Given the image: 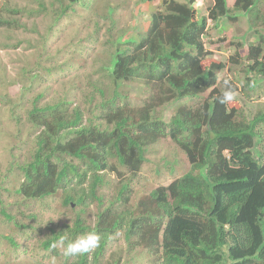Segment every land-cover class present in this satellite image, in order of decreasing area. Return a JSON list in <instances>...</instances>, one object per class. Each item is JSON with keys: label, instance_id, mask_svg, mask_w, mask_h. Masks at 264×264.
<instances>
[{"label": "trees", "instance_id": "16d2710c", "mask_svg": "<svg viewBox=\"0 0 264 264\" xmlns=\"http://www.w3.org/2000/svg\"><path fill=\"white\" fill-rule=\"evenodd\" d=\"M11 1L0 4V50L19 48L22 40L12 45L9 39L36 17L49 19L38 33V53L46 50L47 39L64 19H79L81 29L93 26L83 36L87 48L98 43L100 17L110 21L106 27L112 36L101 65L85 78L79 72L70 74L79 59L57 50L50 63L47 57V63L31 61L28 79H17L22 99L10 106L9 116L16 128L22 125V131L33 135L18 151L22 163L13 164L16 185L4 192L23 201L58 197L61 209L70 211L69 219L63 212L62 220L47 222L40 248L53 258L62 257L61 264H100L109 238L120 233L128 251L145 252L150 264H264V113L245 120L228 103H219L227 79L218 87L217 73L225 65L202 66L212 55L203 40L207 21L230 17L225 0H212L201 18L194 0H162L155 9L154 0H137L140 4L125 14L127 23L119 9L131 0H91L85 9L79 6L81 0H34L36 7L24 5L26 9ZM258 4L236 0L233 11H246L249 27L258 35L257 43L244 48V71L264 81V15ZM81 41L77 49L87 50ZM232 61L240 64L239 57ZM51 73L65 76L58 81L60 91L42 103L45 94L37 92L26 106L23 95L30 84L44 82ZM133 81L152 92L140 107L127 103L122 90ZM230 83L237 92L236 83ZM249 86L258 96L263 94L261 82ZM207 91L195 107L177 105L168 122L156 113ZM167 137L185 155L188 171L130 202V182L145 162L147 149ZM256 142L261 146L255 158L251 150ZM7 168L5 173H11L12 167ZM107 175L116 179L111 186ZM7 176H0V188ZM108 186L112 193L105 201L100 190ZM2 204L0 199V215L10 219ZM91 206L94 222L86 224L81 214ZM88 232L100 233L103 239L87 254L65 257L63 249L54 246L61 237L74 240ZM6 240L16 247L11 237Z\"/></svg>", "mask_w": 264, "mask_h": 264}, {"label": "rangeland", "instance_id": "374dc122", "mask_svg": "<svg viewBox=\"0 0 264 264\" xmlns=\"http://www.w3.org/2000/svg\"><path fill=\"white\" fill-rule=\"evenodd\" d=\"M44 1L47 2L48 0ZM90 1L91 0H81L79 6L85 9L89 7ZM118 1L121 3L122 0ZM177 1L185 2L186 0ZM206 1L209 2V0L203 2L202 9L204 10L205 6L208 5ZM226 1L228 2L229 0ZM1 2L2 0H0V4ZM131 2V5H128V7L122 6V8L119 9V12H123L121 19L126 23L129 17L126 18L125 14H129L137 4H140L137 3V0H131ZM11 3L18 4L21 8L22 5H28L32 8L36 7L34 0H12ZM135 3L137 4L135 5ZM157 3L158 0L155 1L153 5H157ZM258 5L260 14L264 15V0H259ZM204 10L198 9V17L203 16ZM252 10L248 12L250 15H252ZM144 11H146V9H144ZM25 12L26 10L23 12L24 15ZM230 17L235 18H223L217 23L213 22L209 24L204 40L206 41V47L212 52V55L205 58L202 62V66L205 68L210 63H222L225 65V68L217 73L218 87H220L221 83L219 81L222 79H227L236 83L239 90L237 91L235 100L229 102L228 106L234 108L240 118L243 117L247 120V118H251L257 113H264V81L259 77L255 78L253 75H247L244 71V65H246L245 57H243L244 48L246 45L249 46L250 43H257L258 35L254 32L253 28L249 27L247 13L234 11L231 13ZM104 18L105 17H100L99 20L101 29L98 32V36H96V41L98 43H92V46L88 48V44L83 40V36L87 31L93 30V26L85 29L78 28L80 25L79 19L70 18L73 21L64 19L60 26H58V32L49 36L47 39L46 50L38 53L36 51V42L39 40L38 33H43V27L49 23V19L45 20L36 17L32 21L29 19L25 24V28L17 31L15 30L14 36L9 39V43L12 45H16L18 39L22 40L23 42L19 44V48L12 47V49L8 51L0 50V99L1 96L3 97V95L6 94L5 99L3 97L0 102V176L3 178L4 175H8L6 179L2 180L0 199L3 202L1 205L2 208H4V211H6L10 217V219H6L0 215V264L62 263V257L53 258L50 252L43 251L38 244L43 233H45L47 222H57L64 218V210L59 206L58 197L23 201L12 192L9 194L4 192V189H10L12 191V187L16 185L18 176H16L17 171L16 168L13 167V164L15 160L18 163H22L20 153L22 152V148L27 147L33 135L32 132L29 134L25 133V130L22 131V125L16 128L15 122L12 117L9 116L8 109L11 108V105L16 104L22 99V91L18 80L21 81L20 77L22 76L23 81L33 74L30 63L34 59L45 61L44 59L47 57L46 61H49L57 50H63L65 54H72L73 57L79 59V62L74 63L75 69H72L70 74L79 72L78 74H82V78H85L93 69L98 68L102 63V58L107 55H105L104 50H109L111 48L112 40V36L108 34L109 27H106L109 25L110 21ZM33 26L35 32L32 31ZM6 34L8 35V32H4L2 35ZM79 40H82L81 45H84L87 50L82 49V47H80L79 50L77 49ZM28 43L30 44L28 45ZM236 57H239V65H235L232 61V59ZM48 63H50V61ZM21 68L24 74L21 73L19 75L18 71H20ZM17 75H19L18 78ZM62 77V73H51L44 76V82L40 81L38 84H36L37 82L30 84L32 88L23 95L25 100H23L24 104L26 106L29 105V99L37 92H44L45 94V97L40 100V103H42L44 100L48 99L55 90L57 92L60 91L58 81H64L63 79L65 76ZM248 78L249 82L246 80ZM258 81L263 84V94H260V96L253 93L249 88L251 82ZM122 90L127 96V103L131 104L133 107L142 106L152 95L151 90L138 81L126 83ZM208 93L209 91L193 99L178 100L174 104L158 108L156 113L158 116H161L165 122H168L169 118L176 110L177 105L185 104L188 107H195L208 95ZM26 106L24 107L25 109ZM20 111L21 109L18 110V113L22 115ZM260 146L261 145L256 142L251 150L255 158L257 157L258 148H260ZM14 155L16 156L13 158ZM7 167H12L10 168V170H12L11 173H5L7 169H9ZM188 169L189 163L185 155L174 146L168 137L160 139L147 149L145 153V162L142 164L140 171L130 182V186L133 190L130 202H134L135 198L140 194L143 195L152 192L158 186H167L173 179L185 174ZM106 178L110 186L112 185L110 183L116 181L113 175H107ZM110 186L100 190V192L104 194L105 201H107V197L112 193ZM73 208L76 207L73 205ZM64 214L66 215V219H69L70 211H65ZM94 214L95 209L91 206L87 208L85 212H82L81 217L87 221L86 224H93ZM6 237H11L16 247L13 248L8 244ZM144 255L145 252L128 251L122 235L116 233L109 238L100 264H112L113 261L117 260L118 263L116 264H150L149 260L146 259Z\"/></svg>", "mask_w": 264, "mask_h": 264}, {"label": "clouds", "instance_id": "9594fccd", "mask_svg": "<svg viewBox=\"0 0 264 264\" xmlns=\"http://www.w3.org/2000/svg\"><path fill=\"white\" fill-rule=\"evenodd\" d=\"M155 1H157V0H154L152 3H154ZM161 1L162 0H158L157 5H153L152 4V8H154V9L157 8L160 5ZM175 1H177V0H175ZM177 2H179V1H177ZM203 2L200 3L197 0H194L193 8L196 10V12H198V9L204 10V9H202ZM209 2L210 3L205 6V10H204L203 16H200V18L207 16V8L211 7L212 3H213L212 0H209ZM235 2H236V0L233 1L232 5H228V2L225 0L226 8L228 10L229 15H231V13L234 12L233 8H234V5H235ZM242 12L247 13L246 11H242ZM223 18L227 19V18H235V17H222L219 20H221ZM237 18H239V17H237ZM218 21H216V23ZM212 23L213 22L207 21V29L209 27V24H212ZM203 40H204V37H203ZM224 87H225V91L223 92L222 96H219L217 98L218 102L221 103V104L229 103V102L234 101L235 97L237 95V92L235 91V89L231 85L230 81L225 80L224 81ZM102 239H103V235L102 234L97 233V232H88V233L80 235L79 237H77L74 240H68L66 237H61L57 241V244L54 245V246H59L60 248L63 249V252H62L63 256H65V257H73L74 258V257H77V256H81V255L87 254L90 251L100 247V245L102 243Z\"/></svg>", "mask_w": 264, "mask_h": 264}, {"label": "crops", "instance_id": "0c3cea01", "mask_svg": "<svg viewBox=\"0 0 264 264\" xmlns=\"http://www.w3.org/2000/svg\"><path fill=\"white\" fill-rule=\"evenodd\" d=\"M197 1L200 2V3H202V2L205 1V0H197ZM233 1H234V0H230V1H228V5H232ZM206 3L209 4L210 2L206 1Z\"/></svg>", "mask_w": 264, "mask_h": 264}]
</instances>
